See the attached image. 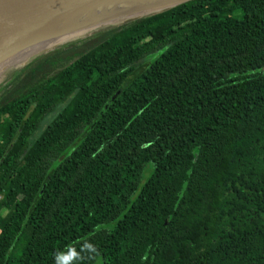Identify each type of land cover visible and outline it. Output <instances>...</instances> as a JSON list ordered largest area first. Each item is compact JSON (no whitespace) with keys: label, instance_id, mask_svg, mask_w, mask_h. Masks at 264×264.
I'll list each match as a JSON object with an SVG mask.
<instances>
[{"label":"trees","instance_id":"1","mask_svg":"<svg viewBox=\"0 0 264 264\" xmlns=\"http://www.w3.org/2000/svg\"><path fill=\"white\" fill-rule=\"evenodd\" d=\"M0 264H264V0H190L11 63Z\"/></svg>","mask_w":264,"mask_h":264},{"label":"water","instance_id":"2","mask_svg":"<svg viewBox=\"0 0 264 264\" xmlns=\"http://www.w3.org/2000/svg\"><path fill=\"white\" fill-rule=\"evenodd\" d=\"M186 1L190 0H0V74L10 66L3 67L12 56L24 49L33 50L42 44L58 41L65 32H73L70 34L72 38L109 22L128 20ZM82 7L91 8L82 11L83 14H111L112 17L75 30L49 32L39 42L29 44L62 16ZM30 15H35V19L25 27L13 26L18 18Z\"/></svg>","mask_w":264,"mask_h":264},{"label":"bare ground","instance_id":"3","mask_svg":"<svg viewBox=\"0 0 264 264\" xmlns=\"http://www.w3.org/2000/svg\"><path fill=\"white\" fill-rule=\"evenodd\" d=\"M89 9H91V8L90 7H82V8L74 9V10L68 12L67 14L62 16L58 21H56L54 24H52L48 29H46L44 32L39 34L36 38L31 40L29 42V44L31 45L33 43L39 42L49 32L59 31V30H75V29H79V28L85 27L87 25H90L92 23L99 22L102 20H106V19L112 17L111 14L96 16V15H90V14H83L82 13V11L89 10ZM34 19H35V15L20 17L15 21L13 26L18 27V28H22V27H25L28 23L34 21ZM101 29H103V28H101ZM31 50L32 49H30V50L24 49V50L20 51L19 53H17L16 55H14L10 59H8L9 61L7 60L4 63L3 67L6 65H9L11 63H15L18 60L22 59L23 57H25V54H27Z\"/></svg>","mask_w":264,"mask_h":264},{"label":"rangeland","instance_id":"4","mask_svg":"<svg viewBox=\"0 0 264 264\" xmlns=\"http://www.w3.org/2000/svg\"><path fill=\"white\" fill-rule=\"evenodd\" d=\"M71 33H73V32H65L63 35H62V37H60V39L58 40V42H61V41H64V40H67V39H69L70 37H71ZM44 42V41H43ZM24 52V51H23ZM9 61V60H8ZM57 111V110H56ZM56 111L54 110V112H52V113H50L49 115H47L44 119H43V121H42V123H41V127H43V126H45L47 123H49L50 122V120L53 118V116L55 115V113H56Z\"/></svg>","mask_w":264,"mask_h":264}]
</instances>
